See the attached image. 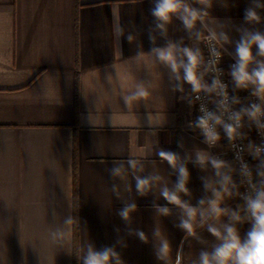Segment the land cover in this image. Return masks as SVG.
Instances as JSON below:
<instances>
[{
  "label": "crops",
  "instance_id": "obj_1",
  "mask_svg": "<svg viewBox=\"0 0 264 264\" xmlns=\"http://www.w3.org/2000/svg\"><path fill=\"white\" fill-rule=\"evenodd\" d=\"M222 2L213 0L208 11L210 20L232 21L224 29L233 41L223 48L229 61L240 38L236 27L264 31V23L245 24L249 0H227V7ZM189 3L201 7L195 0ZM152 7V0H0V264H74L76 236L79 255L82 244L92 243L97 249L115 246L125 264H162L154 254L156 227L169 239L173 258L182 247L186 264L188 255L198 258L217 243L206 228L197 232L207 244L185 240L176 227L181 209L161 195L177 179L157 155L161 149L177 153L189 169L191 195L181 197L193 206L211 196L201 178L218 179L211 164L201 169L194 163L197 150L229 162L238 185L240 176L224 135L209 147L189 128L197 117L194 102H188L191 86L174 91L180 82L170 80V70L148 56ZM116 8L125 31L119 45L113 34ZM258 11L264 17V10ZM197 29L207 34L200 25ZM128 34L135 37L132 43ZM153 34L155 46H165L159 30ZM167 39L201 50L195 32L190 36L176 18L168 25ZM205 70L202 65L200 71ZM138 83L149 95L128 106L124 96ZM129 159L136 160V169ZM114 167H122L123 177L112 174ZM136 175L163 179L141 196ZM128 203L137 205L130 223L118 215ZM154 204L169 207L170 215L159 214ZM242 204L234 196L223 206L234 210ZM68 217L74 219L70 226L64 223ZM238 228L243 238L250 224ZM130 230L144 231L148 243L129 235ZM55 231L68 232L64 241H52ZM118 239L128 246L121 247Z\"/></svg>",
  "mask_w": 264,
  "mask_h": 264
},
{
  "label": "clouds",
  "instance_id": "obj_2",
  "mask_svg": "<svg viewBox=\"0 0 264 264\" xmlns=\"http://www.w3.org/2000/svg\"><path fill=\"white\" fill-rule=\"evenodd\" d=\"M133 4L138 0H131ZM201 7H193L189 0H152L153 7L150 9L154 17V28L149 27L148 39L153 47L147 53L155 64L163 65L170 70V80L180 82L174 85L173 90L184 92V84L191 86V92L195 94V100L201 99V93H215L218 99L214 101L217 111L209 110L201 103L199 112L201 113L195 121L189 122V128L199 129L204 137V143L209 147L215 146L220 140L221 135L218 126L223 129L225 136L230 142V146L236 149V160L239 161V175L241 177L238 185L232 173L236 171L231 164L223 159L211 156L208 152L197 150L195 161L201 169L211 164L214 169L215 181L201 178L205 192H210L211 196L201 198L197 206H193L188 201L182 199L184 196L191 195L188 183L190 172L186 164L181 161L180 156L169 150H159L157 155L161 161L176 171L177 179L174 187L169 189L165 185L161 189L162 197L172 205L177 206L182 211V218L176 227L181 229L187 240L189 237L197 240L201 244L208 242L198 235L197 229L206 228L217 241L211 251L201 250L198 258L191 255L187 257V264H264V31L251 29L248 27H236L240 33V38L235 41V52L233 55L234 63L230 66V76L236 89L249 90L251 96L257 102H251L248 107H243L239 111L232 110L229 104L228 85L219 78L223 74L222 69L217 67L222 59L224 45L231 44L228 33L224 30L232 21L229 18L225 21H215L209 19L208 9L212 8L213 0H195ZM221 6L227 7V0H223ZM258 10H264V0H249V6L244 12V22L247 25H258L264 23ZM113 34L117 45L122 37H125L124 28L120 24L119 11L113 10ZM173 18L181 21L185 30L191 34L195 32L197 41H204L209 46L211 59L208 61L209 68L201 72V66L205 64L201 50L173 42L168 37V25ZM215 24V27H210ZM197 25L203 27L206 35L197 29ZM159 30L165 38L166 44L163 47L155 46L156 35L153 33ZM126 39L132 43L135 37L128 34ZM255 49V52H254ZM224 51H227L224 49ZM141 52L137 54V58ZM207 71L216 75L213 76L211 83L205 82L204 76ZM111 79V77H109ZM149 95L148 89L143 83H138L135 90L130 95L124 96L126 105L133 101L143 99ZM180 99H185L181 96ZM191 105L194 101L189 100ZM232 104H240L239 97L231 98ZM217 112L219 114H217ZM227 114V121L225 120ZM244 117L248 118V128L255 127L258 135L262 138L257 145L249 140L246 145L237 148L238 139H246L247 134L242 132L244 128ZM178 146L183 147L180 143ZM251 156L257 163L249 165L244 161V153ZM128 164L131 168H137L135 159H129ZM143 171V168H140ZM114 176L123 177L122 167L112 169ZM135 188L139 195L145 196L151 191L153 183L161 181L159 175L146 178L136 175ZM245 186L246 191L241 193L240 186ZM115 191V189H113ZM119 195V193H117ZM239 197L242 205L236 209L223 206L225 198ZM156 211L163 215H170V208L167 206L153 205ZM137 210L135 203L126 204L118 213L125 221L131 222V213ZM222 217H227L228 222H224ZM64 223L68 226L74 223L72 217H68ZM250 224L249 230L242 238L238 225ZM219 225V226H217ZM117 233L120 229H116ZM68 232L55 231L51 233L53 242L64 241ZM135 235L143 243H148V236L142 230L134 233L130 230L129 235ZM154 239L158 242L154 244V254L162 264H186V257L182 247L177 249L175 258L172 256V247L169 239L163 234L159 227L153 232ZM117 243L126 248L128 245L123 239H118ZM81 254L77 257L79 264H125L121 254L115 246H104L100 249L94 247L92 243L82 244Z\"/></svg>",
  "mask_w": 264,
  "mask_h": 264
},
{
  "label": "built area",
  "instance_id": "obj_3",
  "mask_svg": "<svg viewBox=\"0 0 264 264\" xmlns=\"http://www.w3.org/2000/svg\"><path fill=\"white\" fill-rule=\"evenodd\" d=\"M218 50L222 51V53H223L222 59H221L220 63L217 65V67H219L223 71V74L220 75L219 78L221 79V81L223 83H225V84L228 85V93H229V98H230L229 99L230 108L232 110L239 111L243 107H248L251 102H257L256 101V98L253 97V96H251V93H250L249 90L236 89L235 88L234 82L232 81V78L230 76V66L235 61H234V59H231V60L227 61V59H226V52L224 51V49L218 48ZM201 52L203 54L204 61H205V64L203 66L205 67V69L206 68H209L210 65H208V61L212 57H211L210 52H209V46L204 41H202V44H201ZM214 75H216V74L213 73V72H211V71H207V79L205 80V82H207V83L210 84L211 83V80H212V78H213ZM200 95H201V99L200 100H195V94L194 93L191 95V98L194 101V104L196 106L197 117L201 114L199 112V108H200L201 103L205 104L208 107L209 110L217 111L216 105H215L214 101H217L220 98L217 97L215 95V93H212V94L201 93ZM233 97H239L241 103L240 104H232L231 103V98H233ZM217 114H219V113L217 112ZM224 118L227 121V114H225V117ZM243 123H244V128L241 129V131L247 134V138L246 139H238L235 142L236 145H237V148H239L241 145H246L249 140H251L254 143H256L257 145H259L261 143V139L262 138L258 135L255 127H253L251 129V135H248V133H247L248 126L247 125L249 124V121H248V118L247 117H244ZM196 130L200 133V130L199 129H196ZM218 131L220 132V135L221 136L222 135L225 136V134L223 132V129L221 127H219V126H218ZM225 138H226V141H227L228 153H229L231 159L233 160V162L235 163V165L238 167V171H239V166L240 165H239V161L236 160V149H233L230 146V142L228 141V139H227L226 136H225ZM244 161L247 162L249 165H255L257 163V161H255L246 152L244 153ZM240 180H241V177H240ZM245 191H246V187L241 185L240 192L241 193H244Z\"/></svg>",
  "mask_w": 264,
  "mask_h": 264
},
{
  "label": "trees",
  "instance_id": "obj_4",
  "mask_svg": "<svg viewBox=\"0 0 264 264\" xmlns=\"http://www.w3.org/2000/svg\"><path fill=\"white\" fill-rule=\"evenodd\" d=\"M79 256V249H78V237H75V242H74V264H79V261L77 257Z\"/></svg>",
  "mask_w": 264,
  "mask_h": 264
}]
</instances>
